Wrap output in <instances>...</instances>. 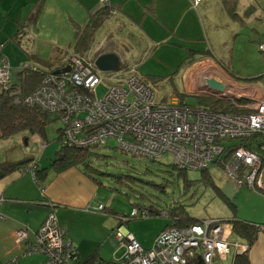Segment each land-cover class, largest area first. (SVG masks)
<instances>
[{"label":"crops","instance_id":"1","mask_svg":"<svg viewBox=\"0 0 264 264\" xmlns=\"http://www.w3.org/2000/svg\"><path fill=\"white\" fill-rule=\"evenodd\" d=\"M103 6L112 10L113 14L109 13L96 28L92 41L106 22L117 19L124 26L129 40L135 35L143 42L142 47L131 49L128 53L148 58L141 64L140 61L138 64L132 63L126 59L122 48L112 44H117L113 38L107 41L110 44L108 50L100 54L116 53L120 61H128L125 64L127 68L122 70H135L153 88L158 83L175 78L183 81L186 92L191 96L210 97L202 91L207 75L213 74L216 80L234 81L229 71L208 51L202 19L203 0L196 5L194 0H108L107 5L100 0H0V60L9 63L12 82L18 81V73L23 65L27 64L31 69L48 67L51 61L47 64L46 58L55 57L56 66L53 69H41L53 72L67 62L70 54L82 56L74 48L76 31L83 28ZM155 88L157 102L186 106L176 90L165 99ZM25 135H28L26 140ZM41 141L38 134H27L26 131L3 137L0 128V161L36 164L34 175L30 172L20 173L17 168L1 172L0 264H41L44 261V256L39 253L21 257L23 246L15 242V232L27 228L28 236L32 239L49 213H53L58 224L66 228L67 237L79 254L77 264H93L96 259L120 257L124 246L114 237V231L118 228L121 233L128 232L126 228L134 224L127 227L124 223L132 219H145L150 213L146 217L122 220L130 212L125 214L109 208L103 198V187L111 188L81 166L58 169L51 161L44 163V167L41 165L45 171L39 174L42 152L45 151L39 150L45 148L40 146ZM35 142L40 147L32 151L30 149ZM29 143L32 144L30 148L21 149L23 144L28 146ZM16 149L22 153L21 160L17 159ZM227 196L233 205L231 217L255 227V239L247 252L250 264H264V230L258 229V225L264 226V223L255 221L257 209L249 217L235 205L239 199L264 201V194L240 185ZM99 204L103 206L101 211L87 209V206ZM224 220L227 221L228 231L242 238L234 232L232 219ZM143 223L145 226L153 223L157 228L146 239L137 240L144 248H149L156 235L168 224L155 219Z\"/></svg>","mask_w":264,"mask_h":264},{"label":"built area","instance_id":"2","mask_svg":"<svg viewBox=\"0 0 264 264\" xmlns=\"http://www.w3.org/2000/svg\"><path fill=\"white\" fill-rule=\"evenodd\" d=\"M100 1L108 4V0ZM199 2L194 0L195 5ZM258 48L264 52V42ZM66 65L70 66L67 72H46L24 99L25 106L40 109L51 119L63 122L59 140L62 146L103 147L108 138H114L117 149L154 159L166 153L172 157L174 167L186 170L207 168L227 152L223 161L225 175L264 194V86L218 79L225 87L223 93L229 96L222 100L237 109L221 111L159 103L152 85L135 70L117 69L109 78L112 72L103 74L94 62L77 54H70L60 68ZM207 76L216 78L213 74ZM105 80L109 84L98 96L96 89ZM11 81L9 63L0 60V89H9ZM14 102L19 100L15 98ZM17 170L34 175L36 164L22 165ZM87 209L101 211L103 206ZM148 214L147 209L133 207L121 219ZM167 214L161 212L162 216ZM226 222L201 218L184 226L168 225L156 235L150 248H144L131 233H121L117 228L114 237L124 246V252L112 260L96 259L93 264H233L235 256L248 251L249 245L228 231ZM258 229L262 231L264 226L258 225ZM28 234L27 228L15 232V242L23 246L21 257L39 253L44 256L41 264L79 262L66 228L58 224L53 213L46 216L32 239Z\"/></svg>","mask_w":264,"mask_h":264},{"label":"rangeland","instance_id":"3","mask_svg":"<svg viewBox=\"0 0 264 264\" xmlns=\"http://www.w3.org/2000/svg\"><path fill=\"white\" fill-rule=\"evenodd\" d=\"M237 3L235 6L236 17L232 18L229 15V11L224 7L222 0H203L204 11L202 13V19L207 37L206 45L211 55L217 61L221 62L235 82L244 83L249 80L250 82L264 86V77L261 76L264 74V52H260L258 48L259 43L264 42V0H237ZM250 6H253L254 10L248 15H245V11ZM123 27L117 19H110V21L106 22L105 26L96 32L95 40L91 42L89 48L82 51V57L89 62H93L98 53L106 49L108 50L110 44L107 41L113 38V40L117 41V44L115 42L111 43L125 51L127 60L132 63L137 62V64L140 61L141 64L148 57H141V59L136 54H129L128 52L131 49L142 47L143 42L141 38L135 35L132 37L129 35L131 37L129 40L126 36L127 34L124 33L126 31ZM41 43L44 42L41 41ZM50 61L51 63L48 67L38 66L39 69H53L56 66L55 57L46 58L47 64ZM127 62L125 63L121 60L119 68L127 64ZM32 63L36 64L35 62ZM114 72L109 75V78ZM108 84V80L100 84L96 89V94L98 96L103 95ZM155 87L156 91L162 97H165V99L176 90L186 106H204L200 104L196 97L186 92L181 79H168L166 82L156 84ZM63 125L60 119L54 118L46 123L44 135H39L42 139L41 143H45V148L39 149L40 151L45 150L42 152L44 154L40 161V166H43L46 162L49 164L53 161L57 154L56 152L62 146L59 137L62 136L61 130ZM26 133L29 134L30 132L26 131ZM24 137L26 140L28 135ZM38 145L37 142L33 146L30 143L28 146L23 144L21 149H27V147L30 148L32 146L30 150L33 151L40 147ZM96 152L110 156L107 162L96 161L97 159L92 160L90 162V165H92L90 170L95 171L94 175L103 181L105 186L111 188L106 189L103 187L105 189L104 201L111 209H116L121 213L127 214L131 210L130 202L133 203L135 201L142 205L145 204L146 207L149 205L157 206L156 209L163 210L172 202H176L181 198L186 204L188 215L191 217L197 219L213 217L235 219L231 217L233 215V205L227 194L233 193L240 184L228 178L224 171L215 163H209L206 170L212 180L211 184H203L200 170L187 169L185 171V178L196 182L187 193L181 194L180 192L182 190L183 177H179L180 179L174 177L173 179L175 181L168 186L166 190L167 194H161L140 180H154L158 178L157 176L163 175L164 170L172 162L170 155L165 153L154 161L146 157L135 156L117 149L114 138H108L107 146L99 147ZM16 153L18 154L17 159L21 160L23 156L20 149H16ZM42 166L40 167L39 174L45 171L44 166ZM147 169L150 171L145 173ZM109 172L129 174L137 178L127 179L126 184L119 183L115 175L111 177L106 174ZM178 180L180 182H177ZM139 183L143 184L142 189L144 191L136 192L137 189H141ZM114 188H117L118 191L116 192ZM235 205L237 209L240 207L249 217L254 215L253 210L257 209L258 214L255 215V219H257L255 221L264 223V201L252 202L251 200L240 201L239 199L235 201ZM154 219L161 220L167 224L171 222L168 216L163 217L155 213H150L149 217L145 219H132L124 223V225L130 227L131 224H134V226L126 229L139 241L143 238L146 239L148 235L156 231L157 228H154L153 223L147 226L143 223L146 220Z\"/></svg>","mask_w":264,"mask_h":264},{"label":"trees","instance_id":"4","mask_svg":"<svg viewBox=\"0 0 264 264\" xmlns=\"http://www.w3.org/2000/svg\"><path fill=\"white\" fill-rule=\"evenodd\" d=\"M237 0H222L224 7L229 11V15L232 18L236 17L235 6ZM113 14L112 10L108 7H101L94 16H92L89 22L79 30L76 31L75 34V45L74 48L77 52L82 53L83 50L89 48L90 43L92 42L93 33L96 28L103 23L106 19V16ZM98 53L97 55H99ZM96 55V56H97ZM120 64V63H119ZM126 65L120 66V69H126ZM46 72L41 69L33 70L31 68H23L18 74V81H11L10 87L7 90L0 89V128L3 137L9 136L18 131H29L30 133H35L38 135H44V127L47 122H50L52 119L45 113L44 111L36 108H29L25 106L24 99L37 87L39 82L41 81L43 75ZM249 80H247L248 82ZM17 98L19 100L18 103L14 102V99ZM200 104H203V107L216 109L221 111H237V109L233 108L231 103H228L221 99H216L213 97H197ZM61 137H59L60 139ZM230 148V147H229ZM228 148V150H229ZM99 147H91V148H83L76 149L70 148L67 146H61L59 150L56 152V157L52 162V165L56 168H66L72 165L81 166L88 173H95V171L90 170V165L92 160L97 159L96 161L104 162L110 157L107 154L100 153L98 154L96 150ZM227 152L224 153L223 157H218L214 160L220 168L223 167V161L227 158ZM100 157V158H99ZM152 161L156 160L154 158H148ZM24 163V161L20 163H8L6 161H0V172L8 171L14 168H18ZM21 164V165H20ZM207 168L201 169V181L203 184L212 183V180L209 174L206 172ZM150 170L147 169L145 173H148ZM186 169H177L174 165L170 164L164 170V174L161 176H157V179L154 180H140L142 183H145L151 187V189L160 192L161 194H167L166 190L168 186L175 181L174 177L182 178L183 177V185L181 194L187 193L191 187L196 183L193 180H188L185 178ZM108 176L115 175L117 182L125 183L128 181L127 179H136L137 177L131 176L129 174L122 173H106ZM94 175V174H93ZM95 176V175H94ZM96 177V176H95ZM94 177V178H95ZM179 178V179H180ZM98 179V177L96 178ZM140 179V178H138ZM100 180V179H99ZM200 181V180H199ZM177 182H180L178 180ZM139 183L141 189H137L136 192L144 191L142 189L143 184ZM117 192L118 189L114 188ZM133 207L138 208L139 210L147 209L149 213H155L157 215H161L162 211H167L168 217L171 219L170 224L168 225H176V226H184L187 224H191L196 222L198 219L191 217L188 215L186 204L184 201L179 198L176 202H172L169 206H167L163 210L156 209L157 206H145V204H140L138 202L133 201L130 202ZM167 217V216H164ZM234 232L246 239L248 245L250 246L254 239V225H248L246 222H242L237 218L231 220ZM248 251L244 253L237 254L234 258L233 264H250L248 258Z\"/></svg>","mask_w":264,"mask_h":264},{"label":"water","instance_id":"5","mask_svg":"<svg viewBox=\"0 0 264 264\" xmlns=\"http://www.w3.org/2000/svg\"><path fill=\"white\" fill-rule=\"evenodd\" d=\"M254 10L253 6H250L246 11L245 15H248L250 12ZM120 59L118 55L114 52H104L95 57L94 60V66L98 69V71L102 73H111L114 72L119 68ZM70 70V66L66 65L62 68L56 69L53 71V73H60V72H67ZM206 88H204L202 91L205 92L206 95L210 97H215V94H220L219 97L216 99H224L228 100L229 96L225 95L223 93L224 91V85L215 80L213 77H208L204 79V84ZM1 175V172H0Z\"/></svg>","mask_w":264,"mask_h":264},{"label":"clouds","instance_id":"6","mask_svg":"<svg viewBox=\"0 0 264 264\" xmlns=\"http://www.w3.org/2000/svg\"><path fill=\"white\" fill-rule=\"evenodd\" d=\"M94 62V61H93ZM120 69V68H119Z\"/></svg>","mask_w":264,"mask_h":264},{"label":"flooded vegetation","instance_id":"7","mask_svg":"<svg viewBox=\"0 0 264 264\" xmlns=\"http://www.w3.org/2000/svg\"><path fill=\"white\" fill-rule=\"evenodd\" d=\"M204 88H206V87H204Z\"/></svg>","mask_w":264,"mask_h":264}]
</instances>
